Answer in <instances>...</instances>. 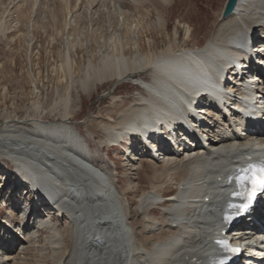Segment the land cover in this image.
<instances>
[{"label":"bare ground","instance_id":"obj_1","mask_svg":"<svg viewBox=\"0 0 264 264\" xmlns=\"http://www.w3.org/2000/svg\"><path fill=\"white\" fill-rule=\"evenodd\" d=\"M77 1H72L75 7ZM114 1L119 18L126 17L129 12L123 5L126 1ZM128 1L133 9L137 6V0ZM161 1L169 3V0ZM66 2L71 4V0ZM162 7L156 6L159 28H165L167 23ZM218 20L201 47L187 48L171 42L142 53L138 42L133 41L136 53L131 55L129 39L122 38L112 41L109 52L97 65H87L81 81L83 92L89 90L90 79L98 83L134 79L144 90L124 105L117 104L123 101L122 97L113 99L106 113L107 122L100 123L106 134L100 146L134 138L131 149L125 148L126 153H122L133 162L138 182L145 185L136 194L135 202L129 196L133 191L130 183L120 184L115 167L106 163L107 166L100 167L95 163L96 151L69 122L70 93L64 100L65 111L59 122L33 117L28 120L34 125L32 130L0 131V163L6 158L13 165L10 169L7 165V180L16 176L13 183L16 188L10 195L17 197L20 180L24 179L26 200L32 195L48 198L59 206L58 214L64 218L61 225L57 219L46 221L45 218L25 225L20 223V207H11V218L5 221L13 230L0 228L4 230L0 233V264H21L27 245L36 241L42 230L47 232V235L43 233L48 244L44 251L46 248L50 251L45 253V258L53 264H177L186 256L198 259L190 264H209L217 258L214 245L216 231L222 223L221 214L238 193L230 180L264 152L263 133L252 135L251 129L244 130L246 124L235 108L245 112L244 98L264 97V84L251 76L246 86L244 81L232 85L231 91H240L239 98L226 97L238 103L235 111L229 110V115L218 110L214 103L195 106L196 112L192 114L186 101L199 92L208 96L207 81L219 87L222 72L237 59L236 42L244 33L260 29L264 35V0H239L234 12L225 18L220 14ZM2 22L0 19V30ZM185 35L190 36L189 27ZM261 43V48L255 50L258 56H264V40ZM71 61L70 55H66L67 67ZM253 68L259 69L256 64ZM144 71L150 72L148 80L138 77ZM204 108L217 120L209 127L202 125L210 133L208 142L194 147L184 141L179 144L182 138L193 140L195 134L191 135L188 128L195 124V118ZM238 120L240 126L233 130L232 123ZM86 121L87 126L90 119ZM158 142L160 146L153 152L156 159L138 156L148 145L156 146ZM1 175L5 187L8 181L4 182L6 176ZM170 181H174L176 191L161 200ZM205 196L209 197L208 201H203ZM8 201L13 203L11 199ZM155 208L160 209L159 217L154 214ZM2 210L0 207V213ZM258 218L264 226L263 214L259 213ZM250 223L248 220L239 228L244 233V238H239L261 247L257 264H264V234L255 237L247 234L252 229ZM40 263L46 264L45 259Z\"/></svg>","mask_w":264,"mask_h":264},{"label":"rangeland","instance_id":"obj_2","mask_svg":"<svg viewBox=\"0 0 264 264\" xmlns=\"http://www.w3.org/2000/svg\"><path fill=\"white\" fill-rule=\"evenodd\" d=\"M66 1L0 0V19L3 21L0 30V131L5 128L32 130L34 125L28 120L33 117L59 122L65 111L64 100L70 93L69 122L96 151L94 162L100 167L115 166L120 184L130 183L133 191L129 196L135 202L136 194L145 185L136 179L133 162L122 153L121 147L100 146L106 135L100 123L107 122L106 113L113 99L122 97L123 101H117V104L124 105L144 90L133 82L134 79H112L103 83L90 79L89 90L83 92L81 81L87 65H97L109 52L112 41L122 38L129 39L128 54L131 55L136 53L133 41L138 42L142 53L171 42L187 48L201 47L219 22L225 0H169V3L137 0L135 10L128 0H124L123 5L129 10L124 18H119L114 0H78L76 7L73 0L71 4ZM157 4L164 7L165 28L157 27ZM186 27L190 28L189 37L185 35ZM66 55L72 59L68 67ZM149 73L144 71L138 77L148 80ZM89 119L90 123H87ZM85 120H88V127ZM7 165L13 166L2 158V178H5ZM12 178L16 180V176L9 178L10 185ZM2 183L0 180V204L9 194L10 187L9 184L4 187ZM175 187L174 181H170L164 195L171 196ZM14 197L10 196L8 200ZM154 212L160 216V209L155 208ZM3 216H6L5 211ZM63 220L59 219L60 225ZM44 232L42 230L36 241L27 245L21 264H41L42 259L46 264H53L45 258V253L50 251L47 248L44 251L48 245L43 238Z\"/></svg>","mask_w":264,"mask_h":264},{"label":"snow or ice","instance_id":"obj_3","mask_svg":"<svg viewBox=\"0 0 264 264\" xmlns=\"http://www.w3.org/2000/svg\"><path fill=\"white\" fill-rule=\"evenodd\" d=\"M261 192H264V175L252 179L251 187L246 192V202L243 204L242 210L251 208L256 196Z\"/></svg>","mask_w":264,"mask_h":264},{"label":"water","instance_id":"obj_4","mask_svg":"<svg viewBox=\"0 0 264 264\" xmlns=\"http://www.w3.org/2000/svg\"><path fill=\"white\" fill-rule=\"evenodd\" d=\"M239 0H226L221 12V18H225L234 12Z\"/></svg>","mask_w":264,"mask_h":264}]
</instances>
